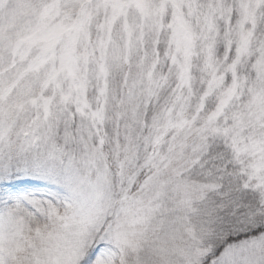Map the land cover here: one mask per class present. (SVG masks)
<instances>
[{"label":"snow or ice","instance_id":"1","mask_svg":"<svg viewBox=\"0 0 264 264\" xmlns=\"http://www.w3.org/2000/svg\"><path fill=\"white\" fill-rule=\"evenodd\" d=\"M0 264H264V0H0Z\"/></svg>","mask_w":264,"mask_h":264}]
</instances>
